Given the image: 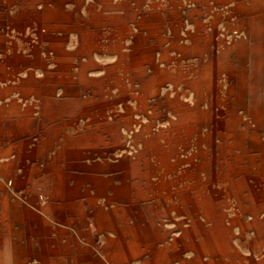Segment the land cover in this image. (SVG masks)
I'll return each mask as SVG.
<instances>
[{
    "label": "rangeland",
    "instance_id": "374dc122",
    "mask_svg": "<svg viewBox=\"0 0 264 264\" xmlns=\"http://www.w3.org/2000/svg\"><path fill=\"white\" fill-rule=\"evenodd\" d=\"M54 1L61 2L65 11L73 14L60 21L62 30L50 43L55 44L42 50L38 61L31 58L3 60L2 48L11 43L18 46L27 43L24 38L35 41L32 30L37 19L28 18L38 14L44 2L51 5ZM93 10L116 15L118 25L114 29L119 32L114 33V37L119 42L115 41L124 51H129L137 39L144 61L151 62L133 68V72L139 74L132 75V88L128 77H124L122 87L112 91L114 99L119 100L120 112L123 106L132 108L131 132L149 125L152 131H166L171 118L167 111L172 103L165 97L172 99L175 94H179L195 115L197 111L208 115L204 127L200 128L194 119L190 131L189 155L194 161L191 176L193 236H227L230 246L238 236V262L264 264V0H0V184L20 202L12 219L13 229L17 231L21 227L17 222L23 218V206L31 215L34 211L40 213L34 196L38 200L39 196L50 195L51 201H59L54 200L51 179L57 165V152L62 148L67 128L74 126L80 130L84 122L80 114L90 106L83 84L75 80L60 83L67 75L56 67L69 60L85 69L88 77L95 78L116 60L109 46L115 41H105L108 48L101 45L90 54L83 52L74 56L75 59L68 54L74 52L78 43L81 29L77 28V19L85 18ZM71 73L75 76L77 71ZM140 76L144 81L152 77L162 81L157 98H148L145 112H139L136 103L126 97L131 89L139 92ZM66 88L70 92H65ZM216 117L224 121H213ZM198 130L207 134L204 145L207 172L197 169ZM26 141V152H22L24 157L19 160L16 148ZM129 142L130 138L126 140ZM103 143L110 144L109 141ZM85 175L95 179V183L87 188L81 187L79 181L74 183V197L68 193L63 233L39 235L33 231L38 226L28 221V237L19 242L26 253L18 258L2 251L0 264H66L61 247L68 252L77 248L92 249L106 264H111V259L118 264H140L144 248L140 244L142 236H148V241L143 238L144 245L153 244L148 248L153 252L155 236H168L166 244L169 246L175 243L178 247L181 241L184 242L181 247H187V236H179L178 228L184 218L175 211L179 197L187 191L185 183H178L175 175L151 174L147 184L132 174L112 168L102 172L85 171ZM18 176L23 178L19 187L15 183ZM123 179L130 186L124 184ZM44 185L51 186V194L41 192ZM100 210L105 213L111 210L115 215L116 232L114 223L109 220L91 225L87 214H97ZM3 221L5 218L0 216V236H6ZM136 226L138 232L134 230ZM135 240L140 244L138 251L133 245ZM233 245L235 248L234 242ZM132 251L138 255L132 257ZM109 252L116 254L111 256ZM70 259H67L68 264H71ZM149 259L154 261L155 258Z\"/></svg>",
    "mask_w": 264,
    "mask_h": 264
},
{
    "label": "bare ground",
    "instance_id": "6f19581e",
    "mask_svg": "<svg viewBox=\"0 0 264 264\" xmlns=\"http://www.w3.org/2000/svg\"><path fill=\"white\" fill-rule=\"evenodd\" d=\"M50 6L52 8H50ZM60 12H62V15L59 14ZM71 16H73V14L66 12L65 7L61 2L54 1L51 5H48L47 2H44L42 10L38 14L30 15L29 18L26 17L28 19L32 17L33 19H37V24L35 25V27H33L32 30L33 39L35 41L31 42L29 39L24 38L23 40L27 43L21 44L20 46H18L16 43H11L10 45L4 47V49L2 48V59L26 61V59L31 58L35 59L36 61L40 60L41 51L46 49L51 42L55 41L58 37V32L62 30L60 21H63V19L67 20L68 17L70 18ZM117 21L118 17L116 15L109 13L105 14L103 13V11L99 12L96 10H93V12H89L85 16V18H78L76 21L77 28H79L80 26L79 29H81V31L77 35L78 43L75 50L74 52L72 51V53H68L69 55L74 57L83 52L90 54L94 49L99 48L101 45L107 48L110 46V50L112 49V51H114L116 60L110 67H106L105 69H103L104 71L99 77H88L85 69L81 68L79 65L77 66L71 63L69 60L65 61L63 64H58L59 67L56 65L57 71L61 70L65 72L64 74L67 75L66 77L61 79L62 81L60 80V83L62 82L64 84L75 80L83 84L84 90L87 91L89 96L88 102L90 106L86 107L80 114L81 119L84 121L81 124L80 130H76L74 126L71 128H67L65 139L62 142V148L59 152H57L59 153V155L56 156L57 158L55 159L57 165H55L56 168H54V172L51 178L52 183L54 184L53 186L55 188V190L53 191L54 200H60L61 198L65 197L68 198L69 192H71V196L74 197L73 191L75 190L73 189V186H75L74 183H76V181H79L80 186L83 188H87L86 186L89 187L90 185H92L90 187H93L95 179L87 178L85 175V171L102 172L104 170L112 168L116 169L117 171L132 174L133 176H135V178L139 179L142 182L144 181L146 184L149 182L148 177L151 174H156L159 172L173 174L176 176V181L178 183H185L187 191L185 192V194L179 197V205L175 207V211H177V213L182 215L184 218L182 222L178 223V228L180 230L179 236H190L192 228L191 205L193 195L191 176L192 166L194 163L193 158L189 155L191 149L190 131L191 129H193V125L195 124V122L193 124L194 119H197L196 123L201 128L207 124L208 115L204 111H197V115H195L194 110H192L191 107L186 103L182 102V99L179 98V94H175V97L172 99H168V97H165L172 103V106L170 108L168 107L169 109L167 111L169 114L168 116H170L171 118H169V127L166 131H152V125H149L139 129L138 131L131 132L130 115L132 108L130 106H123V112H120L117 107L119 100L114 99L112 91L117 87H122L121 85L123 83L124 77H128L129 84L131 85L130 88H132L133 77L135 74H139L138 72L134 73L133 68L146 63L151 64V62L149 60L144 61V54L142 52L143 49L141 50L137 39L134 40V44L131 47L129 46V51H124L122 49V46L117 43L119 41L118 39H116L117 37H114V33L119 32L118 29H114ZM104 33L107 34L103 35ZM115 40H117V42ZM110 41H115V43L112 42L111 45L109 44V46H106V44L104 45V42L107 43ZM53 44L55 43H52V45ZM112 44L114 45L113 47H111ZM52 45H50V47ZM144 46L145 45H143V47ZM147 68L149 67L147 66ZM75 70L77 71V74L75 73L76 75L74 74L75 76H73V73L71 72ZM154 71H157L156 66H154ZM161 75L163 76V74ZM140 79L141 83L139 92L134 93L131 89L130 91L126 92V97L136 103L135 108L139 112H145L148 111V98H157V96L159 95V89L162 81L160 82L157 79V81H155L153 77L152 79H146L144 81V78L140 76ZM64 87L66 86L64 85ZM189 87V83L186 82L185 88L188 89ZM64 90L65 92L69 91L67 88ZM49 103L53 104L52 101H50ZM52 104L50 105V107L52 106ZM212 120L216 122L224 121L223 119H217V117L213 118ZM235 126L237 125L235 124ZM217 130L219 131L220 129L218 128ZM200 132V130H198L197 132L199 137L197 169L201 172H207L209 167L208 157L206 148L204 146L206 144L207 134H201ZM128 138H130V142L126 143V140ZM104 141H109L110 144L104 145ZM27 144V141L22 142L19 144L20 146L16 148L18 149L17 151L19 153V160L24 157L22 156V152H26ZM35 151H38L37 147ZM87 159L88 162L86 161ZM72 171H76L77 173L73 174L71 173ZM20 179L23 178H20L19 176L15 178L16 185H18ZM130 180L133 179L131 178ZM71 182H73L72 186H70ZM122 182L127 186H130L126 179H123ZM185 223L186 227L184 226ZM137 229L138 227L136 226L134 230L138 232ZM147 230L153 231L152 229L148 228ZM136 237L139 238V236ZM133 245L136 249H139L140 247V244H137V241Z\"/></svg>",
    "mask_w": 264,
    "mask_h": 264
},
{
    "label": "crops",
    "instance_id": "0c3cea01",
    "mask_svg": "<svg viewBox=\"0 0 264 264\" xmlns=\"http://www.w3.org/2000/svg\"><path fill=\"white\" fill-rule=\"evenodd\" d=\"M17 186L19 187L21 184ZM43 187L42 193L51 194V186L44 185ZM36 198L37 197L34 196L33 200L37 203L40 213L34 211L31 215V213H29L30 210L23 206V209L25 208L21 212L23 218L21 221L17 222L21 227L15 231L13 229L14 221H12V219L16 217L15 209L18 208L20 202L17 199L14 200L15 198L4 184H0V216L5 218L2 224L4 226L3 232L6 234V236H0V253L2 251L12 253L14 257L18 258L19 255L26 253V250L21 247L19 242L25 237H28L26 236L28 221L38 226V229L33 231H36L39 235H43L44 232V236H55L56 234L59 235L63 233L64 230L62 225L66 219L65 207L68 198H61L55 203L51 201L50 195L43 197L39 196L38 200H36ZM100 211H98L97 214L95 212L87 214L91 225L96 226L104 220H109L114 223L115 231V215L112 214L111 210L106 213L102 211L101 213ZM29 215L34 217V219L31 220ZM67 237L68 236H66V239ZM144 237L146 241H148V236ZM144 237L142 236V239H140V244L145 248L141 249L140 264H240L236 253L237 244L239 243L238 236L232 240V245L230 246L227 236H193V228H191L190 236H187L186 248L184 247L185 245L181 247L184 242L181 243L180 241L177 245L178 247H175V243L169 246L166 244L168 236H155L153 237V239L156 238V249L154 252L148 249L154 246L153 244H147L145 247L143 241ZM233 242L235 243V248H233ZM138 250L139 249H136V251ZM60 251L61 255H64L65 258H71V264H106L105 261L99 259L98 253L92 249L80 250L77 248L75 251L68 252L67 249L64 250L61 247ZM136 251L131 252L132 257L138 255ZM115 254L112 252V254L110 253L109 255L115 256ZM152 256L155 258L154 261L149 259V257ZM67 259L66 264H68ZM110 262L111 264H118L114 259H111Z\"/></svg>",
    "mask_w": 264,
    "mask_h": 264
}]
</instances>
